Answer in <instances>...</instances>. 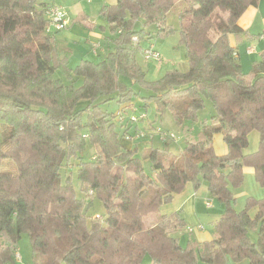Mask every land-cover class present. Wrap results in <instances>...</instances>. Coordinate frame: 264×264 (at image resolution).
Segmentation results:
<instances>
[{"label": "trees", "instance_id": "trees-1", "mask_svg": "<svg viewBox=\"0 0 264 264\" xmlns=\"http://www.w3.org/2000/svg\"><path fill=\"white\" fill-rule=\"evenodd\" d=\"M260 1L118 0L100 11L106 26L94 55L102 59L71 67L49 28L55 0H0V264L16 261L25 233L35 264H264V199L249 197L237 211L231 190L247 166L264 185V53L246 73L232 45V37L241 44L248 36L238 21ZM172 11L189 69L149 81L138 61L142 43L173 32L166 26ZM132 85L149 93L145 107L150 101L158 115L172 112L183 129L182 152L149 147L141 158L138 148L125 147L135 123L101 104H129L139 95ZM206 100L214 114L201 120ZM253 130L260 147L245 155ZM217 134L227 146L222 155ZM202 179L226 209L211 240L191 238L185 247L180 233L194 232L179 212L161 214L160 207ZM96 203L104 216L90 214Z\"/></svg>", "mask_w": 264, "mask_h": 264}, {"label": "rangeland", "instance_id": "rangeland-1", "mask_svg": "<svg viewBox=\"0 0 264 264\" xmlns=\"http://www.w3.org/2000/svg\"><path fill=\"white\" fill-rule=\"evenodd\" d=\"M58 5L65 8L70 20L77 18L78 9L86 10L88 18L81 21L82 24L76 23L72 25L73 30L65 29L57 32L53 27L51 34L55 37L57 44L61 46V42L65 40L63 44L69 50L64 49V53L68 56L71 67H75L83 58L100 61L103 56H95L89 51V46H86L88 39L93 40L91 33H100L99 24L106 23L100 14V11L104 5H116L118 0H55ZM74 9V10H73ZM166 26L173 29V32L164 36H154L152 40H146L142 43L144 49L154 45L156 51L160 53L161 60L163 63L158 65L152 62H146L142 55H139L138 61L147 74L149 81H157L163 78L167 73L172 71L186 72L189 69V60L187 56L186 47L180 41L179 34V19L177 13L172 11L168 14L166 19ZM97 27V30L95 29ZM96 30V31H95ZM155 32V29H152ZM76 42L80 43L77 44ZM88 43V42H87ZM77 44V45H76ZM63 53V54H64ZM57 77L63 79L64 82L68 80L65 75L60 72L57 73ZM130 88L139 95H134L132 101L129 104H120L118 101H111L108 103L101 104V109L114 114L119 111L129 117H136L138 122L132 125L129 129V134L136 137L139 136L132 143L127 142L126 139L122 138L123 143L133 144L134 148H138V156L142 158V154L146 148H168L172 153L179 154L184 150L185 140L183 138V129L178 126L173 114L170 110L165 111L162 115H158L155 109V105L148 101V105L145 107V101L143 97L149 96L147 91L139 89L137 86L132 85ZM127 107V108H126ZM214 114V108L209 100L205 102V108L199 112L201 120L209 119ZM144 118V119H143ZM1 124V123H0ZM125 128L121 127V124L117 122V131L123 134ZM160 131H165L173 138L169 141L166 146L165 140L162 139ZM261 133L258 130H253L248 136L249 145L243 151L245 155L255 153L260 147ZM137 138V137H136ZM214 143L216 146V153L222 155L223 149L227 150L222 134H217L214 137ZM227 151H225L226 153ZM224 154V153H223ZM144 168L146 173H150V165L147 161H144ZM72 181L77 194L80 192V182L76 177V171L73 172ZM231 190L233 192V207L237 211H243L245 208L246 200L249 197L255 199H264V185L260 183L253 168H244V179L240 185H232ZM195 196L191 199L193 202L198 201V213L196 216L200 224L194 225L191 221H186L187 227L194 230L193 236H190L187 232L180 233L179 238L185 247L191 241V238L196 240H206L214 232V223L223 215L226 206L218 199L210 196L207 183L202 179L201 185L195 188L192 184H187L179 193L175 194L170 202L164 203L160 207L161 214H171L174 212H181L183 214L182 204L187 198ZM207 199L213 200V206L211 209L207 208ZM91 215H102L104 216V209L96 203L93 210L90 212ZM198 227H203V232L197 230ZM253 241L257 240L255 232L251 233ZM198 238V239H197ZM148 258L145 259L143 264H148ZM36 258L33 252L32 243L29 234L25 233L22 235L21 240L18 243V257L14 263L8 264H35ZM228 264H249L247 260L244 261H229Z\"/></svg>", "mask_w": 264, "mask_h": 264}, {"label": "crops", "instance_id": "crops-1", "mask_svg": "<svg viewBox=\"0 0 264 264\" xmlns=\"http://www.w3.org/2000/svg\"><path fill=\"white\" fill-rule=\"evenodd\" d=\"M82 13L87 14L85 9L84 10L78 9L77 15L79 16ZM86 18H88V14H87ZM74 20H70L71 25L68 28V29H70L69 31H71V29L73 30L72 25H74L76 23L82 24L81 22L73 23ZM238 23L246 31V33H248V36H243V38L241 39V42H242L241 44H239V42L232 37V45L234 47H236V49H237V54H236L237 56L236 57L239 59L241 65L243 67V70L247 73L250 71V69L252 68V66L256 62L261 60L262 54L264 53V0L260 1L258 6L247 7L244 14L239 19ZM99 26H106V23L105 24L100 23ZM52 29H53V27H51V30ZM95 29L97 30V27ZM91 35L94 38H93V40L88 39L86 41V46H89V51L92 53L93 44L101 41L102 36L100 33H98V34L91 33ZM66 39H68V38H65V40ZM65 40L62 41L60 44L61 46H59L62 51H64V49L69 50L66 46L63 45L65 42L67 44H69ZM76 43L80 44L78 42H76ZM248 49H253V52L249 53ZM102 53H104V52L102 51ZM124 145L127 148H133V144L125 143ZM214 147H215V151H216L215 143H214ZM221 149H223V152L221 154H223V153L225 154V151H227V150L224 147L223 148L221 147ZM194 196H195V194H193L191 197L187 198L186 201L182 204L183 214L181 213L182 210H181L180 214H181V218L183 220L191 221L196 226V225L200 224V222H198V218L196 216V213H198L197 211H198L199 203H198V201L193 202L191 200ZM208 200H212V199H207L206 202ZM213 205H212V207H214ZM212 207L207 206L208 209H211ZM201 232H203V231H201ZM211 239H212V235L210 236L209 239H206V240H211ZM206 240H198V241L202 242V241H206Z\"/></svg>", "mask_w": 264, "mask_h": 264}, {"label": "built area", "instance_id": "built-area-1", "mask_svg": "<svg viewBox=\"0 0 264 264\" xmlns=\"http://www.w3.org/2000/svg\"><path fill=\"white\" fill-rule=\"evenodd\" d=\"M48 18H49V28L54 27L56 30L62 31V30L67 29L70 26V20H69L68 14H67L65 8L62 7L61 5L53 6L49 11ZM100 48H101L100 42L94 43L92 46V53L96 54L100 50ZM248 52L249 53L253 52V49H248ZM142 56L146 62H152L153 61L154 63H156L158 65H161L163 63V61L161 60L160 53L158 51H156V49L154 48V45H150V47L143 50ZM128 119L132 123L138 122V119L134 116L127 118L124 114H118V120L120 122H125ZM160 134L162 135L163 140H166L167 138H171V139L173 138L172 136H170L165 131H160ZM139 136L143 137L144 135L138 134L136 136L137 138L133 137L131 135H128V136H126L125 139L127 142L132 143L135 139H138ZM212 205H213V200H208L207 206L212 207ZM97 218L100 219V217H97ZM197 230L203 231L204 229H203V227H198ZM189 232H194V230L192 228H190ZM16 257H18V252L16 254Z\"/></svg>", "mask_w": 264, "mask_h": 264}]
</instances>
